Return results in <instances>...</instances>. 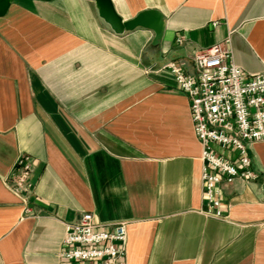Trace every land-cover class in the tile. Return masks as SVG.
<instances>
[{"label":"crops","instance_id":"crops-1","mask_svg":"<svg viewBox=\"0 0 264 264\" xmlns=\"http://www.w3.org/2000/svg\"><path fill=\"white\" fill-rule=\"evenodd\" d=\"M112 2L124 21L160 11V44L109 31L92 0H13L0 17V264H62L86 213L128 223L126 264H264V141L249 150L257 180L222 187L225 218L205 214L190 100L162 69L194 74V55L229 39L234 62L263 73L264 0Z\"/></svg>","mask_w":264,"mask_h":264},{"label":"built area","instance_id":"built-area-1","mask_svg":"<svg viewBox=\"0 0 264 264\" xmlns=\"http://www.w3.org/2000/svg\"><path fill=\"white\" fill-rule=\"evenodd\" d=\"M229 45L228 39L197 52L194 74L173 60L165 59L162 65L190 100L194 132L202 147L204 212L219 219L225 218L222 187L237 179L257 180L249 150L264 141V72L244 71L234 62ZM33 168L30 156L18 158L14 193L23 196L29 190ZM127 248V222L98 225L94 215L86 213L66 226L60 258L62 264H126Z\"/></svg>","mask_w":264,"mask_h":264},{"label":"water","instance_id":"water-1","mask_svg":"<svg viewBox=\"0 0 264 264\" xmlns=\"http://www.w3.org/2000/svg\"><path fill=\"white\" fill-rule=\"evenodd\" d=\"M52 1V0H41ZM95 2L99 19L103 26L117 35H127L133 30L143 27L152 30L155 33L153 39V46L157 47L164 35L165 31V17L158 10H145L139 13L135 18L124 21L117 13L112 0H92ZM13 0H0V17H4Z\"/></svg>","mask_w":264,"mask_h":264}]
</instances>
